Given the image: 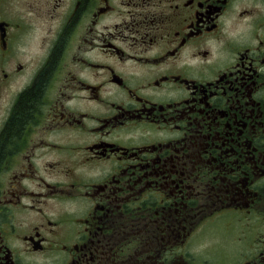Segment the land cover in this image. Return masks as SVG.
Segmentation results:
<instances>
[{
    "label": "flooded vegetation",
    "instance_id": "flooded-vegetation-1",
    "mask_svg": "<svg viewBox=\"0 0 264 264\" xmlns=\"http://www.w3.org/2000/svg\"><path fill=\"white\" fill-rule=\"evenodd\" d=\"M82 4L0 0V264H264V0Z\"/></svg>",
    "mask_w": 264,
    "mask_h": 264
},
{
    "label": "trees",
    "instance_id": "trees-1",
    "mask_svg": "<svg viewBox=\"0 0 264 264\" xmlns=\"http://www.w3.org/2000/svg\"><path fill=\"white\" fill-rule=\"evenodd\" d=\"M87 2L88 0H83L82 7H84ZM70 27H68L67 30ZM64 42L65 38H63L56 47L50 59L49 65L40 74L35 85L32 88L24 91L16 108V112L1 137L0 163L6 156L7 152H9L11 148L14 147L16 141L20 138L25 128V125L31 120L35 110L38 109L42 100L44 87L58 62Z\"/></svg>",
    "mask_w": 264,
    "mask_h": 264
},
{
    "label": "rangeland",
    "instance_id": "rangeland-1",
    "mask_svg": "<svg viewBox=\"0 0 264 264\" xmlns=\"http://www.w3.org/2000/svg\"><path fill=\"white\" fill-rule=\"evenodd\" d=\"M19 63H26V56L24 54H21L19 50H15L13 52L10 60L5 61L4 58L1 56L0 57V76H3V71H2L3 68L8 69L9 66H13ZM0 114H1V111H0Z\"/></svg>",
    "mask_w": 264,
    "mask_h": 264
}]
</instances>
